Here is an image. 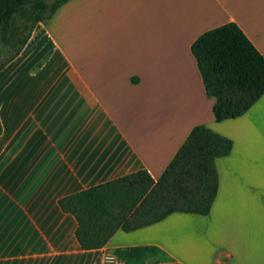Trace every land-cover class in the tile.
<instances>
[{"label":"crops","instance_id":"1","mask_svg":"<svg viewBox=\"0 0 264 264\" xmlns=\"http://www.w3.org/2000/svg\"><path fill=\"white\" fill-rule=\"evenodd\" d=\"M237 23L264 56V0H69L0 72V264H264V95L217 122L192 45ZM234 143L209 215L81 247L60 200L146 170L193 129Z\"/></svg>","mask_w":264,"mask_h":264},{"label":"trees","instance_id":"2","mask_svg":"<svg viewBox=\"0 0 264 264\" xmlns=\"http://www.w3.org/2000/svg\"><path fill=\"white\" fill-rule=\"evenodd\" d=\"M0 0V72L23 49L39 22L69 0ZM217 122L238 118L264 95V56L237 23L202 34L192 45ZM2 124L0 121V134ZM234 143L205 125L193 129L164 174L142 170L60 200L78 222L85 250L100 249L119 231H136L173 213L209 215L218 195L216 161Z\"/></svg>","mask_w":264,"mask_h":264},{"label":"built area","instance_id":"3","mask_svg":"<svg viewBox=\"0 0 264 264\" xmlns=\"http://www.w3.org/2000/svg\"><path fill=\"white\" fill-rule=\"evenodd\" d=\"M102 264H120L118 256L112 253H105L102 257ZM169 264V263H163Z\"/></svg>","mask_w":264,"mask_h":264},{"label":"rangeland","instance_id":"4","mask_svg":"<svg viewBox=\"0 0 264 264\" xmlns=\"http://www.w3.org/2000/svg\"><path fill=\"white\" fill-rule=\"evenodd\" d=\"M55 1H58V0H48L47 2H48V4H52V3H54Z\"/></svg>","mask_w":264,"mask_h":264}]
</instances>
